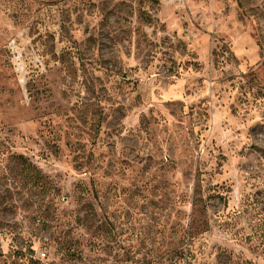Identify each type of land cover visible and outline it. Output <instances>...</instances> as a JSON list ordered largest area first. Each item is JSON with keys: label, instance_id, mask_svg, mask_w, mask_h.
Masks as SVG:
<instances>
[{"label": "rangeland", "instance_id": "rangeland-1", "mask_svg": "<svg viewBox=\"0 0 264 264\" xmlns=\"http://www.w3.org/2000/svg\"><path fill=\"white\" fill-rule=\"evenodd\" d=\"M0 264H264V0H0Z\"/></svg>", "mask_w": 264, "mask_h": 264}]
</instances>
